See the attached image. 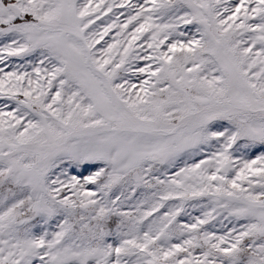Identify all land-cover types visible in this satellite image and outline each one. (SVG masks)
<instances>
[{
    "label": "snow or ice",
    "instance_id": "1",
    "mask_svg": "<svg viewBox=\"0 0 264 264\" xmlns=\"http://www.w3.org/2000/svg\"><path fill=\"white\" fill-rule=\"evenodd\" d=\"M0 264H264V0H0Z\"/></svg>",
    "mask_w": 264,
    "mask_h": 264
}]
</instances>
